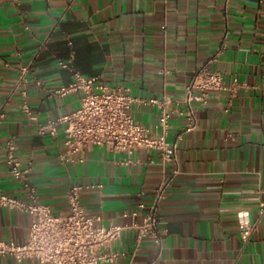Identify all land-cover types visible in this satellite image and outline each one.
Masks as SVG:
<instances>
[{"label": "crops", "instance_id": "crops-1", "mask_svg": "<svg viewBox=\"0 0 264 264\" xmlns=\"http://www.w3.org/2000/svg\"><path fill=\"white\" fill-rule=\"evenodd\" d=\"M219 51L210 68L231 86L211 92L198 108V126L174 113L169 137L179 141V174L167 189L161 218L168 234L162 247L150 239L138 246L124 230L114 249L118 264H264V0H0V190L26 200L21 184L5 164L3 149L15 137L18 156L31 162L29 175L40 200L67 215L72 185L82 186L81 201L105 226L131 223L126 213L149 204L173 165L155 151L133 156L93 147L84 162L65 163L64 129L58 137L40 135L21 110L22 69L30 68L28 103L45 121L81 107V91L66 96L54 89L73 81L70 64L85 77H101L128 87L139 100L172 99V111L185 110V88L195 72ZM36 80L42 82L36 84ZM159 110L136 103L132 116L158 130ZM242 218L257 223L244 243ZM137 221L142 222V217ZM27 213L0 207V241L23 243L31 226ZM0 264L18 263L0 258ZM49 264V263H46Z\"/></svg>", "mask_w": 264, "mask_h": 264}, {"label": "built area", "instance_id": "built-area-1", "mask_svg": "<svg viewBox=\"0 0 264 264\" xmlns=\"http://www.w3.org/2000/svg\"><path fill=\"white\" fill-rule=\"evenodd\" d=\"M220 54L221 51L195 72L185 88L186 109L175 112L170 109V97L139 100L128 87H113L97 76L85 77L70 64L61 63L63 68L73 72V81L51 92L66 96L81 91L82 104L70 114L42 121L28 103L26 86L30 68H23L16 87L22 88L21 110L35 123L40 135L56 138L60 129H64L66 152L61 154L63 162H84L83 154L93 147H104L110 152L125 153L130 157L140 150H151L158 153L163 165H173V170L154 191L149 204L140 201L136 210L125 214L131 223L105 226L100 216L91 215L83 206L82 186L78 184L72 185L68 191L67 215H58L51 205L43 203L37 187L29 178L32 163L22 162L17 153L16 139L10 138L3 146L5 164L10 175L21 184L26 200L0 190V207L27 213L32 222L25 242L0 241V258H11L18 263L32 259L41 264H118L125 253L114 249V245L121 239L124 230L136 233L138 246L145 239H150L162 247L168 231L161 218V208L167 189L179 174L178 149L182 135L175 139L169 137L174 113L186 118L185 131L194 130L198 126L196 103L207 105L210 93L215 91L230 90L231 96L235 97L238 88L244 86L237 78L231 86H227L223 74L210 68ZM36 84L41 85L42 82L36 80ZM136 103L151 105L159 110L157 131L133 118L132 109ZM5 118L4 108H0V126ZM263 215L264 202L259 205V216ZM140 216L141 223L137 221ZM256 227L257 223L241 217L239 231L244 243L251 239Z\"/></svg>", "mask_w": 264, "mask_h": 264}]
</instances>
